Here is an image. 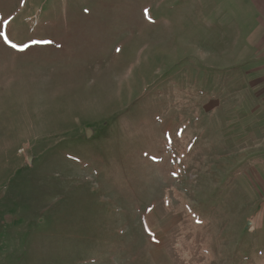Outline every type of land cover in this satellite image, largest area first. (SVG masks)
<instances>
[{
    "label": "rangeland",
    "instance_id": "1",
    "mask_svg": "<svg viewBox=\"0 0 264 264\" xmlns=\"http://www.w3.org/2000/svg\"><path fill=\"white\" fill-rule=\"evenodd\" d=\"M0 32V264H264V0H0Z\"/></svg>",
    "mask_w": 264,
    "mask_h": 264
},
{
    "label": "snow or ice",
    "instance_id": "2",
    "mask_svg": "<svg viewBox=\"0 0 264 264\" xmlns=\"http://www.w3.org/2000/svg\"><path fill=\"white\" fill-rule=\"evenodd\" d=\"M146 15H147V12H146ZM3 35H4V34H3L2 32H0V36H3ZM4 39H5V42L7 43V42H8V38L5 36ZM11 46H12L13 48L16 47V45H14V44H12Z\"/></svg>",
    "mask_w": 264,
    "mask_h": 264
}]
</instances>
